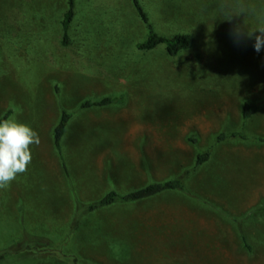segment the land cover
Listing matches in <instances>:
<instances>
[{
	"label": "rangeland",
	"instance_id": "374dc122",
	"mask_svg": "<svg viewBox=\"0 0 264 264\" xmlns=\"http://www.w3.org/2000/svg\"><path fill=\"white\" fill-rule=\"evenodd\" d=\"M140 3L158 35L189 34L192 46L175 58L161 46L137 51L144 28L134 14L104 30L75 20L62 46L64 0H0V118L9 111L7 121L39 137L26 171L0 188V249L27 233L48 239L65 264H264V212L247 219L264 202V143H219L184 181L186 194L113 205L71 230L74 199L174 179L219 134L264 139V50L230 35L264 24V0ZM118 95L119 104L78 110ZM243 101L258 106L244 125ZM61 109L72 113L61 139L67 177L51 138Z\"/></svg>",
	"mask_w": 264,
	"mask_h": 264
},
{
	"label": "trees",
	"instance_id": "16d2710c",
	"mask_svg": "<svg viewBox=\"0 0 264 264\" xmlns=\"http://www.w3.org/2000/svg\"><path fill=\"white\" fill-rule=\"evenodd\" d=\"M132 7L138 17L139 22L144 28V38L135 43L134 48L140 52H148L158 46L163 47L166 55L170 58H175L180 52L188 50L192 46V37L189 34H175L170 37L158 35L153 25L151 24L148 14L143 9L140 0H131ZM74 16V0L65 1V10L62 13L60 28L62 31L61 45L68 44V29ZM122 102V96H105L95 101L85 100L78 106V110H88L91 108H104L111 105H116ZM258 109L255 102L243 101L240 107V116L242 125L253 115ZM9 111L6 112L0 121H6ZM72 113L65 109H61L59 118L51 131L52 147L58 157L61 170L67 177L66 165L62 156L61 139L64 134L67 123L70 121ZM195 139H189L190 145L194 146ZM230 143H264V139L258 136H250L239 129L230 134H219L214 138L213 144L205 150L196 149L193 165L190 169L184 170L178 177L160 182H151L142 187L133 189L126 193H118L110 190L100 198L90 203H81L74 199V210L71 220V230L74 231L80 219L95 211L108 208L118 204L135 203L147 199H151L164 192H179L186 194L184 181L194 174L201 166H203L210 158L211 149L222 142ZM264 212V202L254 208L247 216V219L258 217ZM240 233V231H239ZM241 240L245 244V238L240 233ZM51 244L48 239L34 236L27 233H22L19 240L14 241L8 247L0 249V264H65L58 260L50 248ZM17 260V261H16Z\"/></svg>",
	"mask_w": 264,
	"mask_h": 264
},
{
	"label": "clouds",
	"instance_id": "9594fccd",
	"mask_svg": "<svg viewBox=\"0 0 264 264\" xmlns=\"http://www.w3.org/2000/svg\"><path fill=\"white\" fill-rule=\"evenodd\" d=\"M240 15H245L243 9L228 14L227 19ZM230 35L234 43H239L241 39L254 41L252 47L256 53L264 50V24L258 25L253 30L245 24L238 25ZM38 143V134L30 126L15 121H0V188L7 187L18 174L26 171L31 163L29 146Z\"/></svg>",
	"mask_w": 264,
	"mask_h": 264
},
{
	"label": "crops",
	"instance_id": "0c3cea01",
	"mask_svg": "<svg viewBox=\"0 0 264 264\" xmlns=\"http://www.w3.org/2000/svg\"><path fill=\"white\" fill-rule=\"evenodd\" d=\"M65 1L66 0H64V2ZM96 1L97 0H74V16L69 26L68 32H67L69 45L71 42L69 38V32L71 29V25L75 20L76 21L79 20L85 26V28L89 31L94 29L93 25L96 26V29L98 28L99 30H104L102 28V25H106L105 23H113V21H116L117 19H119V22H122L123 24L127 20L128 17H130L132 20V17H131L132 14L135 15L137 21L139 22L138 17L132 7L131 0H129L130 7H127L124 0H122L121 2L119 0L118 1L119 3H116V1L114 2V5H117V7L115 8L108 7L106 9L101 8L100 4ZM130 8L132 11L130 10ZM120 9L125 10V12L121 13L120 11H118ZM64 10H62V12L60 13V18L58 21V26H59L60 31H61L60 21H61V16ZM87 18H90L89 23L86 22ZM61 38H62V31H61ZM61 38H60V42H61Z\"/></svg>",
	"mask_w": 264,
	"mask_h": 264
}]
</instances>
